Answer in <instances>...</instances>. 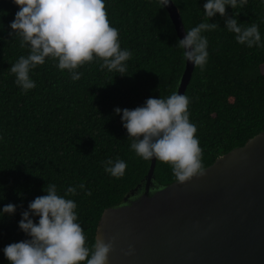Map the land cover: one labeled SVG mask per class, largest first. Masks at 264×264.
<instances>
[{"label":"trees","instance_id":"obj_1","mask_svg":"<svg viewBox=\"0 0 264 264\" xmlns=\"http://www.w3.org/2000/svg\"><path fill=\"white\" fill-rule=\"evenodd\" d=\"M204 2L174 0L185 29L207 21ZM105 10L121 48L132 53L124 75L101 69L97 59L77 68L82 75L72 81L67 70L46 57L30 73L36 86L23 92L8 70L28 53L19 37L8 35L18 6L0 0V207L17 206L13 215L0 219V249L28 238L18 228L20 212L45 195L42 189L49 183L61 195L81 183L91 193L77 187L76 195L68 197L77 203L89 247L103 211L142 192L151 158L142 159L130 149L131 139L113 109H134L149 97L177 93L186 61L174 47L179 37L158 0H105ZM225 11L229 17L238 12V23H256L262 46L238 44L223 17L209 18L218 26L202 33L208 40V63L203 70L194 67L184 94L202 168L264 131V4L248 0L242 9L226 6ZM109 158L126 162L123 176L104 172L102 162ZM176 180L171 165L156 159L154 184L162 188ZM0 264H10L2 251Z\"/></svg>","mask_w":264,"mask_h":264},{"label":"clouds","instance_id":"obj_2","mask_svg":"<svg viewBox=\"0 0 264 264\" xmlns=\"http://www.w3.org/2000/svg\"><path fill=\"white\" fill-rule=\"evenodd\" d=\"M158 2L161 7L169 4V0ZM247 2L205 0L203 13L207 21L185 29L186 35L174 46L182 50V59L204 69L209 52L207 37L202 33L218 26L209 23V18L216 14L224 18V27L234 34L238 44L262 46L256 23H238V12L229 17L225 11L226 6L242 9ZM12 3L18 6V11L9 23L12 31L8 35L19 37L20 46L27 47L28 53L19 56L8 70L23 92L36 86L30 73L37 65L44 64L46 57L57 61V69L67 70L72 81L82 75L77 68L97 59L101 61V69L120 75L126 72V62L132 53L121 48L118 30L110 26L105 0H12ZM260 3L264 4V0ZM188 105V96L172 92L167 97H149L134 109H113L131 139L130 149L142 159L156 158L170 164L178 182L203 171L197 129L190 122ZM102 167L110 176L119 178L127 164L119 158H109L102 162ZM77 187L85 195L91 194L83 183L68 186L63 195L58 193L56 184L49 183L42 189L46 194L35 197L20 212L18 228L28 238L0 249L10 264H107L112 241L95 238L90 247L86 245L77 203L68 198L76 195ZM16 208L12 203L0 207V219L5 214L13 215ZM33 218H37L36 222ZM132 252L129 246L124 255Z\"/></svg>","mask_w":264,"mask_h":264},{"label":"water","instance_id":"obj_3","mask_svg":"<svg viewBox=\"0 0 264 264\" xmlns=\"http://www.w3.org/2000/svg\"><path fill=\"white\" fill-rule=\"evenodd\" d=\"M164 7L182 39L177 7ZM193 70L186 62L178 94ZM155 165L151 158L141 193L99 219L96 238L112 241L107 264H264V131L183 182L159 188Z\"/></svg>","mask_w":264,"mask_h":264},{"label":"flooded vegetation","instance_id":"obj_4","mask_svg":"<svg viewBox=\"0 0 264 264\" xmlns=\"http://www.w3.org/2000/svg\"><path fill=\"white\" fill-rule=\"evenodd\" d=\"M152 190V189H151ZM153 191V190H152ZM129 199H131V197H129Z\"/></svg>","mask_w":264,"mask_h":264}]
</instances>
